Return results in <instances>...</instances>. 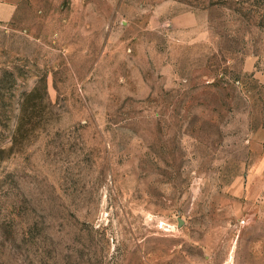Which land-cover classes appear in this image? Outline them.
Instances as JSON below:
<instances>
[{
    "label": "rangeland",
    "instance_id": "374dc122",
    "mask_svg": "<svg viewBox=\"0 0 264 264\" xmlns=\"http://www.w3.org/2000/svg\"><path fill=\"white\" fill-rule=\"evenodd\" d=\"M0 264H264V0L0 22Z\"/></svg>",
    "mask_w": 264,
    "mask_h": 264
},
{
    "label": "crops",
    "instance_id": "0c3cea01",
    "mask_svg": "<svg viewBox=\"0 0 264 264\" xmlns=\"http://www.w3.org/2000/svg\"><path fill=\"white\" fill-rule=\"evenodd\" d=\"M26 0H0V22L12 20Z\"/></svg>",
    "mask_w": 264,
    "mask_h": 264
},
{
    "label": "water",
    "instance_id": "95a60500",
    "mask_svg": "<svg viewBox=\"0 0 264 264\" xmlns=\"http://www.w3.org/2000/svg\"><path fill=\"white\" fill-rule=\"evenodd\" d=\"M179 221L182 222V218H180Z\"/></svg>",
    "mask_w": 264,
    "mask_h": 264
}]
</instances>
